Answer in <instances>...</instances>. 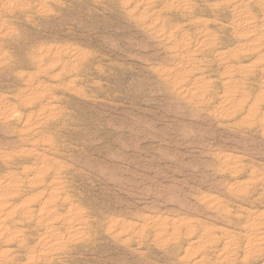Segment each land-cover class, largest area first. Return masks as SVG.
Segmentation results:
<instances>
[{
    "label": "rangeland",
    "instance_id": "374dc122",
    "mask_svg": "<svg viewBox=\"0 0 264 264\" xmlns=\"http://www.w3.org/2000/svg\"><path fill=\"white\" fill-rule=\"evenodd\" d=\"M0 264H264V0H0Z\"/></svg>",
    "mask_w": 264,
    "mask_h": 264
}]
</instances>
